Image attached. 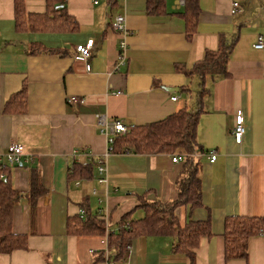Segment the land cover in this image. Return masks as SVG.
Masks as SVG:
<instances>
[{"label": "crops", "instance_id": "1", "mask_svg": "<svg viewBox=\"0 0 264 264\" xmlns=\"http://www.w3.org/2000/svg\"><path fill=\"white\" fill-rule=\"evenodd\" d=\"M60 2L67 22L54 13L50 30L18 33L15 0H0V156L12 144L24 146L9 178L21 194L12 232L27 237L25 249L0 253V264H264V230L250 239L247 259L226 261L223 236L228 218L264 219V49L254 48L264 33V0H198L194 32L188 0H24L26 13L36 17ZM233 3L239 4L235 13ZM117 15L125 16L128 31L127 62L119 69L121 39L112 28ZM90 40L91 57L77 61V46ZM222 42L233 45L228 75H206L202 87L199 76L184 71ZM33 46L47 50L32 54ZM72 96L86 105L75 108ZM23 99V113L5 111ZM183 109H201L197 142L205 153L195 159L202 165V206L189 215L181 206L176 216L182 227L188 218L209 220L211 234L200 239L193 262L164 235L132 238L118 257L107 235L119 233L124 216L126 227L144 218L140 196L149 204L177 200L185 161H172L179 153H109V135L97 115L145 126ZM239 112L241 144L233 137ZM92 162L93 180L69 179L73 163ZM32 189L40 193L35 201ZM99 213L104 236L76 233Z\"/></svg>", "mask_w": 264, "mask_h": 264}, {"label": "trees", "instance_id": "2", "mask_svg": "<svg viewBox=\"0 0 264 264\" xmlns=\"http://www.w3.org/2000/svg\"><path fill=\"white\" fill-rule=\"evenodd\" d=\"M190 13V27L194 32L197 18L199 15L198 0H188ZM49 10V7H48ZM47 10V11H48ZM59 14L58 17L69 20L65 5L60 2L59 6H50L49 11L40 16L28 15L25 10L24 0H15L16 30L18 33L27 31L46 32L50 30L49 16ZM74 30V28H72ZM233 45L222 42L218 51H209L206 53L202 62L198 63L191 72L184 71L188 76L197 75L201 79L203 87L204 77H226L227 63L232 51ZM44 47L33 46L30 53L39 54ZM45 49L43 52H46ZM54 50H50L52 53ZM56 52H60L57 51ZM183 90V89H182ZM23 95L19 94L18 98ZM15 102V101H14ZM9 102L5 107L8 113L25 110V100L18 104ZM201 109L188 110L183 109L165 120L152 123L145 126H130L128 132L123 135H115L113 142L110 143V152L112 154H134V155H160L183 154L187 158L183 163L181 176L177 180L179 190L178 199L172 202L149 204L142 200L141 206L145 209V216L142 220L130 224L126 216L121 220V230L119 233H109L108 244L110 248H115L118 257H121L128 247L132 238L141 236H171L176 240L175 252L183 254L195 260V250L203 236L211 234L210 221H188L182 227L176 216V210L185 206L188 209V215L192 210L202 206V165L196 161L195 155L198 152L205 153V150L197 142V129ZM98 161V160H97ZM99 162V161H98ZM97 162V164H98ZM96 162L78 164L73 163L69 172V179H89L95 177ZM10 168H0V253L9 254L14 250L25 249L27 247V237L15 235L12 232L13 211L15 204L21 197V194L12 186L9 178ZM39 190L32 189L31 198L35 201L39 196ZM96 214L90 221L84 222L78 227L76 233L97 232L104 236L105 228L103 222L99 221ZM264 230V219L260 217H231L225 222V259H247L249 241L252 237L259 236Z\"/></svg>", "mask_w": 264, "mask_h": 264}, {"label": "built area", "instance_id": "3", "mask_svg": "<svg viewBox=\"0 0 264 264\" xmlns=\"http://www.w3.org/2000/svg\"><path fill=\"white\" fill-rule=\"evenodd\" d=\"M239 6L238 3H233V13L236 12L237 7ZM113 30L119 34L121 42H120V53L118 57V63L116 68L119 69V67L123 66L127 62V43L125 40V37L128 33L127 27H126V19L124 15H117L112 23ZM94 48V41L90 40L86 45H79L77 46L76 50L78 52V57L76 58L77 61H86L88 60L92 55V50ZM254 48L257 50L264 49V33L260 34L257 37V41L254 44ZM172 99L174 101H177L179 99L178 96H173ZM69 102L72 103V105L77 108L79 106L86 105V100L84 98H78L76 96H72L69 99ZM97 119L100 125L104 127V130L109 135V141L110 143L113 142V137L115 135L123 136L128 132V128L124 125L123 122L119 120H113L108 121V119L104 115H97ZM245 134V127L243 123V117L242 113L239 112V115L236 120V126L233 130V137L237 144H241L243 142V137ZM24 157V146L15 143L8 147L7 152L4 156H0V168H13L17 165L21 164L22 159ZM187 156L183 154H177L172 157V161L174 163H180L184 162L186 160ZM217 159V154L215 151L210 152V161L211 163H214ZM98 171L99 174L103 177L104 174H106V166L105 161L100 160L98 163ZM105 179L101 178L100 183H104Z\"/></svg>", "mask_w": 264, "mask_h": 264}, {"label": "water", "instance_id": "4", "mask_svg": "<svg viewBox=\"0 0 264 264\" xmlns=\"http://www.w3.org/2000/svg\"><path fill=\"white\" fill-rule=\"evenodd\" d=\"M164 89H165L166 91H168V92H178V91H179L178 88H169V87H165Z\"/></svg>", "mask_w": 264, "mask_h": 264}, {"label": "rangeland", "instance_id": "5", "mask_svg": "<svg viewBox=\"0 0 264 264\" xmlns=\"http://www.w3.org/2000/svg\"><path fill=\"white\" fill-rule=\"evenodd\" d=\"M193 95H194V94H193ZM185 98H186V99H190V96H189V95H186ZM94 201H95V199H94Z\"/></svg>", "mask_w": 264, "mask_h": 264}]
</instances>
